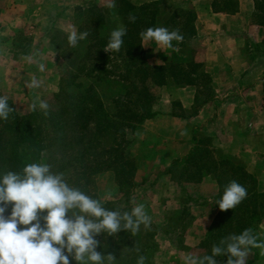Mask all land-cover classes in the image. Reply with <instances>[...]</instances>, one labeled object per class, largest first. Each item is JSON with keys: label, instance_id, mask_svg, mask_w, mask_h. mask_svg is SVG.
<instances>
[{"label": "crops", "instance_id": "obj_1", "mask_svg": "<svg viewBox=\"0 0 264 264\" xmlns=\"http://www.w3.org/2000/svg\"><path fill=\"white\" fill-rule=\"evenodd\" d=\"M90 1L0 0V80L7 83L24 73L28 79L11 88L15 94H28L29 99L30 91L37 97L55 92L63 62L53 43L54 33L67 35L74 28L75 9ZM105 1L96 0L99 4ZM214 1L173 0L175 6L195 13L194 38L183 46L162 49L154 41L141 40L148 64L161 65L165 56L192 60L201 66L207 81L204 103L195 85L156 89L160 96L152 107L154 116L135 134L130 156L137 160L138 186L133 197L145 206L150 218L155 213L158 216L153 243L160 254L144 253L145 264H183L182 257L188 253L204 254L199 244L220 210L215 204L218 186L214 177L179 184L165 176L154 185L142 184V179L189 154L195 129L209 140L215 157H233L255 179L257 192H264V29L254 22L253 0H235L232 13L213 11ZM39 64H44L43 72ZM30 74L43 82L40 88L26 87ZM10 96L20 103L15 95ZM198 97L201 104L192 114ZM97 189L100 198L117 195L111 172L98 177ZM175 216L183 223L171 224ZM260 227L264 230V220ZM248 264H264L260 249L251 250Z\"/></svg>", "mask_w": 264, "mask_h": 264}, {"label": "trees", "instance_id": "obj_2", "mask_svg": "<svg viewBox=\"0 0 264 264\" xmlns=\"http://www.w3.org/2000/svg\"><path fill=\"white\" fill-rule=\"evenodd\" d=\"M253 2L254 22L264 29V0ZM115 5L109 9L84 4L75 9V30L89 33L75 48L68 45L67 35L54 34L53 43L65 62L53 93L54 110L47 116L37 111L19 115L8 100L14 111L6 121L0 120V176L7 171L18 172L29 163H48L53 172L64 173L70 185L97 198L96 176L110 170L117 179L119 195L130 197L136 186L137 162L127 152L135 133L154 116L152 107L158 98L153 90L195 85L201 102H205L202 92L207 81L201 66L191 60L173 59L151 66L146 62L139 35L149 27L178 29L183 40L172 43L183 46L195 35L194 10L177 7L173 0L139 3L115 0ZM236 5L235 0H215L212 9L232 13ZM130 14L136 16L135 23L129 22ZM120 26L127 29L121 49L106 52L110 33ZM66 46L68 53L64 50ZM201 102L199 97L195 99L192 114ZM193 141L189 154L173 161L159 173L158 179L171 178L179 172L175 182L196 184L211 175L217 182L218 200L233 180L247 189V198L238 206L217 212L199 248L204 254H211L213 244L247 228L264 240V230L260 227L264 220V192H257L255 179L233 157H215L209 140L200 130H194ZM102 202L110 210L129 211L119 207L120 199ZM96 239L101 242L97 250L105 255L113 253L121 264H132V256H139L147 249L143 243L136 242L139 239L136 234L123 230L115 236L101 234ZM137 248L139 252L135 251ZM216 259L219 264H226L227 256ZM70 264H76L71 257Z\"/></svg>", "mask_w": 264, "mask_h": 264}, {"label": "clouds", "instance_id": "obj_3", "mask_svg": "<svg viewBox=\"0 0 264 264\" xmlns=\"http://www.w3.org/2000/svg\"><path fill=\"white\" fill-rule=\"evenodd\" d=\"M105 6L114 8L115 0H106ZM128 19L135 23L136 16L130 14ZM126 34L124 26L113 30L104 50L118 52ZM88 35L87 31L69 29L68 45L75 48ZM139 35L142 43L154 41L162 49L172 48L173 41L183 40L178 29L170 31L166 27H149ZM38 67L40 72L45 69L44 64ZM42 83L33 76L26 87L40 88ZM8 100V96L0 95V120L6 121L14 111ZM30 108L39 109L47 116L49 104L37 97ZM246 198L247 189L233 180L215 204L225 211L234 209ZM141 225L151 226L143 204L135 205L130 211L110 210L101 199L70 185L64 173L53 172L48 163H29L18 172L7 171L0 176V264H70V257L76 264H116L113 253L105 255L97 250L101 242L96 237L115 236L122 230L135 235ZM253 248L260 249L264 255V240L247 228L213 244L211 254L188 253L182 261L183 264H219L216 258L227 256L226 264H248ZM145 262L146 257L139 255L136 264Z\"/></svg>", "mask_w": 264, "mask_h": 264}, {"label": "rangeland", "instance_id": "obj_4", "mask_svg": "<svg viewBox=\"0 0 264 264\" xmlns=\"http://www.w3.org/2000/svg\"><path fill=\"white\" fill-rule=\"evenodd\" d=\"M140 1H138V2H136V3H139ZM83 4H85V5H89V4H93V5H95L96 6V8L98 7V8H104V7H106L105 6V4H106V1L105 2H102L101 4H99V3H97L96 2V0H93V1H90V2H87V3H83ZM53 32H55V31H53ZM53 32H51V33H53ZM54 34H56V35H62V34H60L59 32H55ZM176 43V42H175ZM175 43H172L173 44V47H175V48H177V47H179V46H177V44H175ZM20 45H22V43H20ZM181 47V46H180ZM143 48V47H142ZM65 53H68V51H69V47L68 46H66L65 47ZM144 50V49H143ZM62 59V58H61ZM145 59H146V62H147V57H146V54H145ZM168 59H173V60H175V61H181V60H178L177 58H175L174 56H165L164 58H163V60H162V64L163 63H165V61L166 60H168ZM192 61V60H191ZM62 62H63V59H62ZM65 65V62H63V66ZM68 65V64H67ZM150 65V64H149ZM151 66H157V65H151ZM64 68L62 67L61 68V73H62V70H63ZM69 69V68H68ZM29 76V75H28ZM28 79V77H27V75H25L24 73L21 75V76H19V77H14V79H13V81H8L7 83L5 82V80H3V82L0 80V94L1 95H6V96H8V98L10 97L11 98V94H13V95H15L18 99H19V102L20 103H15L14 101H12V99H10L9 98V100H11L12 102H13V104H14V108H15V110H16V112L19 114V115H27V114H29V113H31L32 112V110H31V108H30V105H31V103L33 102V100H35V99H33L34 97H36L37 98V95L35 94V93H33V91H30L29 92V95H30V99H29V97H28V94H27V96H23V94L22 93H19V94H15L16 92H15V90H13L12 88H11V86L12 85H15V84H17L18 82H21V83H23V82H25L26 80ZM30 79H31V74H30ZM156 89H158V88H155L154 90H153V92L155 93V95L157 96V98H159V96H160V93H159V90H156ZM31 90H34V89H31ZM26 93H27V91H26ZM53 93L54 92H52V93H49V92H46L44 95H42L41 97H39L40 99H43V100H46L47 102H48V104H49V109H48V112L49 111H52V110H54L55 108H56V103H55V101H54V99H53ZM203 94L205 93V92H202ZM28 102H30L29 104H28ZM38 113H41V114H43V112L41 111V110H39V109H37L36 110ZM139 131V130H138ZM137 131V132H138ZM136 132V133H137ZM135 133V134H136ZM135 142V135H134V137L132 138V143L130 144V147H129V150H128V152H127V154H128V156L129 157H131V158H134L133 156H130V150H131V146L133 145V143ZM135 159V158H134ZM136 160V159H135ZM136 162H137V160H136ZM138 165V164H137ZM138 170V169H137ZM136 170V172H135V175L137 174V171ZM111 171L110 170H107V171H104V172H102V173H100L99 175H97L96 176V179H95V184H96V186H95V195L97 196V198L98 199H101L102 201H104V200H117V199H120V201L122 200V202H120L119 203V207L120 208H124V209H127V208H129V211L131 210V208L132 207H134L135 205H137V204H139L138 203V201H136V198H134L133 197V195H134V192H135V189L137 188V186H138V183L137 182H135V175H134V184L136 185L135 187H134V189L131 191V195H130V197H127L126 196V198L125 197H122V196H120L119 195V192L117 193V195H114V196H107V197H105V198H100L99 197V192H98V189H97V179H98V177L100 176V175H102L103 173H110ZM163 172V171H162ZM162 172H157L154 176H151V177H149V178H145V179H142V184H145V183H150L151 185H154L155 183H157V182H159L160 180L158 179V176H159V173H162ZM112 173V172H111ZM179 172H176L175 174H173L172 175V177H171V179L173 180V181H175V178H176V176H177V174H178ZM113 174V173H112ZM113 177L115 178V183L117 184V187H118V183H117V179H116V177L113 175ZM170 178V177H169ZM149 181H151V182H149ZM104 182V181H103ZM186 184V183H185ZM150 187H153V186H150ZM128 199V200H127ZM127 201L129 202L128 204H127ZM184 210V209H183ZM152 211V210H151ZM153 212H156V211H154L153 210ZM177 216H178V214H177ZM177 216H175L174 218H173V220L171 221V224L174 222V224H178V225H180L181 223H183V219L182 218H178ZM158 216H157V213H155V215H154V217H152L151 218V226L149 227V228H145L143 225H141V228H140V231L136 234L137 236H138V238L139 239H137L136 240V242H140V243H143V245L144 246H146L147 247V249L143 252V254L144 253H148V254H151V253H155V255L156 256H159V254H160V252H159V247H157V246H155L154 244L155 243H153V241L155 240V236L157 235V230H156V228H157V226H158ZM175 236H176V234H175ZM177 236H178V234H177ZM142 254V255H143ZM132 256V255H131ZM129 258H131V257H129ZM137 259H138V256H135V257H133L132 256V264H136V261H137ZM171 260H173L172 258H170V260L169 261H171ZM122 263V261L121 260H117V262H116V264H121ZM152 264H155V263H152ZM171 264H173V263H171Z\"/></svg>", "mask_w": 264, "mask_h": 264}]
</instances>
